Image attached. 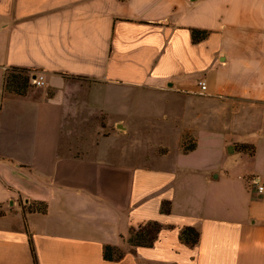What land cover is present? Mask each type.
Listing matches in <instances>:
<instances>
[{
	"label": "crops",
	"instance_id": "crops-1",
	"mask_svg": "<svg viewBox=\"0 0 264 264\" xmlns=\"http://www.w3.org/2000/svg\"><path fill=\"white\" fill-rule=\"evenodd\" d=\"M192 30L207 35L193 43ZM12 67L43 85L4 95ZM138 98L158 99L157 114L135 118ZM216 118L233 129L214 141L218 163L194 155ZM151 130L153 145L134 140ZM252 180L264 181V0H0V264H34L31 247L35 264H264ZM19 200L46 212L23 215ZM149 221L163 227L153 246L129 250V228ZM106 245L123 257L105 260Z\"/></svg>",
	"mask_w": 264,
	"mask_h": 264
},
{
	"label": "trees",
	"instance_id": "trees-1",
	"mask_svg": "<svg viewBox=\"0 0 264 264\" xmlns=\"http://www.w3.org/2000/svg\"><path fill=\"white\" fill-rule=\"evenodd\" d=\"M207 33L205 31L192 30L191 31V41L193 43H198L206 37ZM35 74L24 68H9L3 74L2 79V91L4 95L16 96V97H26L30 91L33 90L34 86L32 84V79ZM194 148V144L185 147L183 150L189 151ZM238 149L243 152H251L252 147L247 145H239ZM22 203V201H21ZM21 212L25 213H40L44 214L46 212V204L40 201H30L26 204H20ZM1 211V210H0ZM160 211L163 214H168L170 211V203L164 201L161 203ZM2 212H0L1 215ZM163 227L155 221L145 222L137 227H130L127 233L125 242L131 247V251L134 248L143 247L150 248L153 246L160 231ZM178 239L181 243L193 247L197 244L199 240V233L190 226H185L179 230ZM32 258L35 264V257L33 249L31 247ZM123 257V251L116 247L106 245L103 248V258L108 261H117Z\"/></svg>",
	"mask_w": 264,
	"mask_h": 264
},
{
	"label": "rangeland",
	"instance_id": "rangeland-1",
	"mask_svg": "<svg viewBox=\"0 0 264 264\" xmlns=\"http://www.w3.org/2000/svg\"><path fill=\"white\" fill-rule=\"evenodd\" d=\"M35 87H37V86H34V88ZM138 100L139 101H134V104H133L135 110H139L138 111L139 113H138V115L137 114L135 115V118H136V116H141V114H143V113L145 114L144 116L148 117V115H150V114H149V112H146V111L152 110L153 107H154V112L151 114H157L155 111V107L160 106L158 103V99L146 98L144 100H140V98H138ZM141 109L143 111H140ZM131 110H132V108H131ZM153 117H154V115H153ZM217 119L218 118H216L215 120H212L210 123V126L208 128L200 130V146H199L198 151L195 152V154H194L198 158L209 156L211 160L215 161V163H218L219 158L216 155L214 141L217 140L223 134H227L228 131H230L231 133L233 131V129L232 130L229 129L227 131H224L225 127L223 124V120L219 121ZM89 126H90V122H86L84 119L78 121L74 126H72V127H75L74 133L79 137V138L77 137V139H76V141L78 143L82 142V144H84V145L89 143L88 133L91 131ZM140 137H142V136H140ZM140 137L138 134H136V137L134 138V140L145 139L148 142H150L151 145H153V142L157 141V139H158V136L155 134V131H152V130L148 132V134L146 135V138H140ZM149 145H146L144 147L147 150H149V149H151L149 147ZM75 147H77V146H75ZM72 148H73L72 146L65 145L66 150L67 149L71 150ZM131 151H135L137 153L139 151V149L133 147ZM235 156H236V154H234V153H230V152L227 153L226 161L234 159ZM18 202H20V204H22L21 200H19ZM127 246L129 248V250H131V247L128 244H127Z\"/></svg>",
	"mask_w": 264,
	"mask_h": 264
},
{
	"label": "built area",
	"instance_id": "built-area-1",
	"mask_svg": "<svg viewBox=\"0 0 264 264\" xmlns=\"http://www.w3.org/2000/svg\"><path fill=\"white\" fill-rule=\"evenodd\" d=\"M32 84L37 87L42 86L43 77L41 75H35V77L32 79ZM198 85L201 91L205 90V85L203 82H199ZM251 182H252V185L254 186L256 193L264 192V181L260 182V181L252 180Z\"/></svg>",
	"mask_w": 264,
	"mask_h": 264
}]
</instances>
